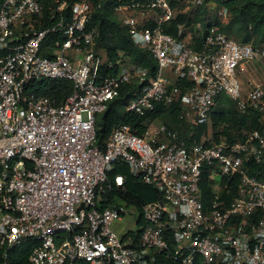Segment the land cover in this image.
Here are the masks:
<instances>
[{"label":"built area","instance_id":"built-area-1","mask_svg":"<svg viewBox=\"0 0 264 264\" xmlns=\"http://www.w3.org/2000/svg\"><path fill=\"white\" fill-rule=\"evenodd\" d=\"M107 1L0 0V250L33 241L27 264H264V175L250 169L264 161V84L239 79L262 48L212 23L165 30L175 4L196 10L203 0H115L155 70L123 52L111 61L90 27ZM44 79L73 91L60 101L40 94L32 84ZM132 81L127 112L178 104L187 123L210 125L224 94L260 128L190 142L164 123L144 135L120 123L101 146L97 119ZM119 162L161 195L124 237L112 228L130 211L116 201L126 192L125 176H111Z\"/></svg>","mask_w":264,"mask_h":264},{"label":"trees","instance_id":"trees-1","mask_svg":"<svg viewBox=\"0 0 264 264\" xmlns=\"http://www.w3.org/2000/svg\"><path fill=\"white\" fill-rule=\"evenodd\" d=\"M69 1L74 2L75 0ZM113 1L115 0L107 1L105 5L98 9L93 15L90 27L96 28L97 31V48L104 51L111 61H116L119 57L118 53L123 52L130 56L133 61L149 67L151 73H153L155 70V63L148 51L136 46L127 26L113 16ZM128 1L129 0H121L122 3ZM221 1L222 5L231 14V22L228 26V30L230 27V32L226 31L224 28H220L230 36H233L232 31L236 30L238 32L240 29V32H236L237 35L242 38L241 41L238 40L240 42H249L252 35H257L259 37V43H257L258 45L256 46L261 47L260 43L264 42V0ZM192 22V18L187 12L180 13L173 21L165 25V30L177 36L179 24H191ZM196 22H201L203 26L208 24L205 23L202 18L197 17ZM233 37L237 40L235 36ZM139 86L140 84L136 81H132L124 86L120 91V95L109 104L105 112L99 115L96 127L98 143L101 146L104 145L105 140L112 130L120 123L130 124L133 130L137 131L139 135H144L151 123L161 120L163 121L162 123L176 129L180 136L190 142L193 140L201 141L202 137L207 133L208 126H211L214 132L213 136L215 141H219L221 138L225 139L226 136L233 138L236 135L232 134L230 124L235 120L238 121L240 126L260 128L257 115H254V113L245 115L240 114L237 111L235 102L224 94H221L217 98L210 125L194 126L187 123V121L180 116L182 110L178 104L170 106L158 105L153 111L146 112L142 115L127 112L124 108L126 100ZM32 88L40 94L50 96L60 101L73 91V84L68 80L44 79L33 83ZM250 169L252 172L261 171L262 175H264V161L261 163H250ZM116 174H123L126 178V192L121 194V198L135 204L140 211L143 204L161 199L160 193L152 186L143 182L139 177L134 176L125 162H119L115 165L114 170L111 172V176L113 177ZM235 183L236 182L231 183V194H227L226 192L222 193L227 200H230L232 195L235 194ZM202 189L205 196L209 198L211 196V186L206 177L203 180ZM138 223L139 225L142 224L141 218H139ZM33 245V241H27L7 249L6 251H4V249L0 250V264H27ZM197 264L205 263L200 259Z\"/></svg>","mask_w":264,"mask_h":264},{"label":"rangeland","instance_id":"rangeland-1","mask_svg":"<svg viewBox=\"0 0 264 264\" xmlns=\"http://www.w3.org/2000/svg\"><path fill=\"white\" fill-rule=\"evenodd\" d=\"M221 2V0H203V3L196 10H193V8L191 6H188V4L186 5V3L178 2L175 5L179 13L185 10L187 14H189V16L192 18L193 22H196V17L202 18L205 23L215 24L230 32V27L228 30V26L231 22V14L227 11V9L222 5ZM112 14L116 19L120 20L119 13L117 14L113 12ZM236 32V30L232 31V35L235 36L237 40L241 41L242 38L237 35V33L240 32V29L237 33ZM258 38L259 37L257 35H252L249 42L254 45H258ZM260 44L263 50L262 56L254 60L243 62V69H240L239 67V79L243 83V86H246V89L250 86L251 83L264 84V42ZM162 122L163 121L158 120L156 121V124ZM230 127L232 129V134H235L237 137H241L245 132L248 131V127L240 126L237 120L233 121L230 124ZM213 133L214 132L212 131L211 126H208L205 136L211 138L213 136ZM116 201L121 204L128 202L122 198H117ZM128 206V209L130 210L129 213L122 220H117L112 225L113 230H115L116 233L121 237H124L131 231H137L141 229V226L138 223L140 210L132 202H128Z\"/></svg>","mask_w":264,"mask_h":264}]
</instances>
